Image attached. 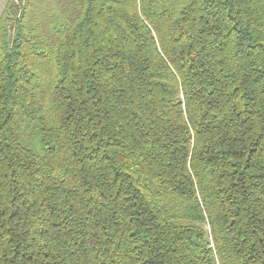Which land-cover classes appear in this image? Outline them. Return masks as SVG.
Wrapping results in <instances>:
<instances>
[{
    "label": "trees",
    "instance_id": "trees-1",
    "mask_svg": "<svg viewBox=\"0 0 264 264\" xmlns=\"http://www.w3.org/2000/svg\"><path fill=\"white\" fill-rule=\"evenodd\" d=\"M0 264H264V0H7Z\"/></svg>",
    "mask_w": 264,
    "mask_h": 264
},
{
    "label": "rangeland",
    "instance_id": "rangeland-1",
    "mask_svg": "<svg viewBox=\"0 0 264 264\" xmlns=\"http://www.w3.org/2000/svg\"><path fill=\"white\" fill-rule=\"evenodd\" d=\"M6 1H7V0H0V13H1L2 10H3Z\"/></svg>",
    "mask_w": 264,
    "mask_h": 264
},
{
    "label": "crops",
    "instance_id": "crops-1",
    "mask_svg": "<svg viewBox=\"0 0 264 264\" xmlns=\"http://www.w3.org/2000/svg\"><path fill=\"white\" fill-rule=\"evenodd\" d=\"M7 2V1H6ZM6 4V3H5ZM5 6V5H4Z\"/></svg>",
    "mask_w": 264,
    "mask_h": 264
}]
</instances>
